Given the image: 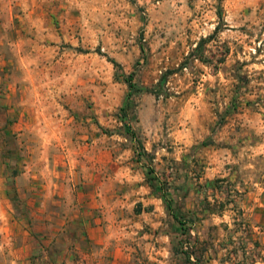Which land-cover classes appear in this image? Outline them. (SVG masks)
<instances>
[{
    "label": "rangeland",
    "instance_id": "rangeland-1",
    "mask_svg": "<svg viewBox=\"0 0 264 264\" xmlns=\"http://www.w3.org/2000/svg\"><path fill=\"white\" fill-rule=\"evenodd\" d=\"M262 65L264 0H0V264H76L74 226L43 227L45 207L55 223L79 187L125 191L107 180L117 165L141 174L132 133L157 127L169 150L182 123H243L246 109L258 123ZM130 75L143 91L125 107Z\"/></svg>",
    "mask_w": 264,
    "mask_h": 264
},
{
    "label": "crops",
    "instance_id": "crops-1",
    "mask_svg": "<svg viewBox=\"0 0 264 264\" xmlns=\"http://www.w3.org/2000/svg\"><path fill=\"white\" fill-rule=\"evenodd\" d=\"M214 80H224L223 75ZM209 114L208 122L215 119ZM253 115L244 110L243 123H182L183 129H168L163 137L169 150L157 143L162 138L157 125L156 137L147 127L144 154L135 161L141 174L133 176L127 166L117 165L107 180L125 183V178V191L115 190L107 200L105 192L90 196L79 187L73 217L58 213L50 223L45 207L40 224L54 226L57 233L74 226L69 240L77 244L71 254L78 256L76 264H264V119L257 123ZM149 165L155 187L147 180ZM85 168L89 172L94 165ZM220 179L226 181L222 188L215 184ZM161 181L167 183L168 201L159 190ZM226 184L235 195L227 196ZM122 196L127 201L122 203ZM241 219L250 232L243 249L232 229ZM44 235L33 237L41 249Z\"/></svg>",
    "mask_w": 264,
    "mask_h": 264
},
{
    "label": "trees",
    "instance_id": "trees-1",
    "mask_svg": "<svg viewBox=\"0 0 264 264\" xmlns=\"http://www.w3.org/2000/svg\"><path fill=\"white\" fill-rule=\"evenodd\" d=\"M126 82L128 84V94H127V100H126V105L125 107L129 104L130 100L137 94L141 93L143 91V89H140L138 88V86L136 85V83L134 82V76L133 75H130L126 78ZM123 110H125V108L123 107ZM132 136L135 138L136 141L139 140V147H142V141H140L139 137H137L136 133H132ZM144 153H138V158H137V161H141V157ZM154 174V169H152V166L149 165L148 167V171H147V180L149 181V183L151 184V186L155 187V180H157V178L153 175ZM225 180L223 179H220L218 181H216L215 184H218L220 188L224 187L225 186ZM226 190L227 188H229V186L226 184ZM167 189H168V186H167V183L165 181H161L160 184H159V190L161 191V193H163V197L165 198V200L168 201V199L166 198L167 197ZM228 195H230L228 193ZM233 196V195H232ZM227 203H233V200L231 199L230 201H227ZM181 221V220H179ZM182 222V221H181ZM183 223H181L182 225ZM238 227L240 228L241 225L238 224ZM242 242V241H241ZM246 242H242V246L239 242V246H241V249H243L245 247V244Z\"/></svg>",
    "mask_w": 264,
    "mask_h": 264
},
{
    "label": "built area",
    "instance_id": "built-area-1",
    "mask_svg": "<svg viewBox=\"0 0 264 264\" xmlns=\"http://www.w3.org/2000/svg\"><path fill=\"white\" fill-rule=\"evenodd\" d=\"M235 191L232 189V193H234ZM240 223H242V230L247 231L249 229V225L247 223H245L244 221L240 220Z\"/></svg>",
    "mask_w": 264,
    "mask_h": 264
}]
</instances>
